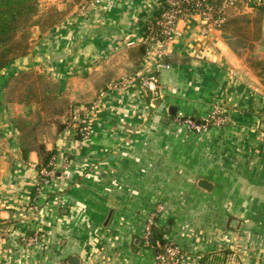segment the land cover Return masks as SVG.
<instances>
[{
	"label": "crops",
	"instance_id": "crops-1",
	"mask_svg": "<svg viewBox=\"0 0 264 264\" xmlns=\"http://www.w3.org/2000/svg\"><path fill=\"white\" fill-rule=\"evenodd\" d=\"M160 5L81 6L0 69V264H69L72 256L76 264H163L153 247L134 246L158 203L164 206L158 225L172 221L165 238L180 246L181 264H199L223 249L238 252L244 264H264V83L230 33L204 35L193 17L178 21L164 65L148 62L143 22ZM257 6L238 0L228 19L254 17ZM117 54L122 64L138 59L142 70L155 72L160 94L120 68V76H99L106 86L80 105L81 113L75 110L77 122L44 141L55 149L56 176L46 183L38 152L24 145L14 119L23 107L6 98L11 78L39 69L63 87ZM81 88L72 94L89 95ZM216 106L228 117L221 127L195 131L175 118L204 119ZM84 114L92 126L86 139L75 129ZM202 178L212 191L198 186Z\"/></svg>",
	"mask_w": 264,
	"mask_h": 264
},
{
	"label": "rangeland",
	"instance_id": "rangeland-1",
	"mask_svg": "<svg viewBox=\"0 0 264 264\" xmlns=\"http://www.w3.org/2000/svg\"><path fill=\"white\" fill-rule=\"evenodd\" d=\"M87 2L88 0H39V8L40 12L45 13L46 15L51 14L52 20L55 21L57 19L58 23H60L68 14L74 11L79 12L80 7ZM93 6L94 5H89L88 8ZM58 10L60 14H58ZM255 16H262V21H260L258 25H256V27H245L246 23L242 20L232 25L230 27V31L228 32L231 35L230 38L234 39V47L237 49V53L240 56L245 57L247 65L248 59L258 58L264 61V12L262 13L259 11ZM49 30L50 27L48 26L44 27L43 29L39 27L33 28L30 41V49L34 46L36 41L39 40V37L46 34ZM242 33L244 34L242 35ZM128 54H131V52H128ZM121 61L125 62L123 60V57H121L119 54L110 56L109 58H101L100 60H98L97 64H94L92 70L84 74L86 78H83L84 80L82 82H74V84H67L63 87H60V85L56 81L50 79L49 76L51 75L46 71H42L39 69H29L26 71L16 72V74L13 75L14 77L10 80L6 98L9 101L21 104V106L23 107L21 109H18L14 113V119L17 124L19 123L20 125H24V122L30 121L34 125V128H27L23 132L21 131L22 141L24 145L30 147L40 141L44 142L45 139H53L58 130V127L66 124V122L70 124H72V122H77L73 120L75 110L78 109V112L81 113V110H83L84 107L82 108V106L80 105L82 103L86 105L87 103L85 102H89L91 104L97 98L96 96L99 94L101 89L106 86L105 82L100 81L99 76H120L118 72L120 68V70H123L125 74L127 73L126 76H140L138 78V81L142 85L143 80H145L148 76L145 70H142V68L144 67H142V65L139 63V60H131L133 65H130L127 62L126 64H122ZM116 73L118 75H116ZM89 76L92 77L88 79ZM258 79L262 83H264V79H261L260 77H258ZM121 81H123V79H120V82ZM77 86L82 87L81 89L85 88L86 90H89V95L82 97L74 96L71 91L76 90ZM142 88L147 90L143 85ZM157 94H160V92ZM28 97L34 99L32 103L25 104L20 102L21 99L24 100ZM219 115L224 117L226 121L223 123H218V117L216 114L215 118L211 117L209 120L207 119L208 128H210L209 126L221 127L226 122H228V117L223 111ZM208 117L209 115L206 118ZM185 118H190L195 122H199L196 121L195 117L192 118L191 116H184L183 120H185ZM206 118H204V120ZM193 130L198 131V129ZM203 131L206 130L203 129ZM53 168L54 166L52 167V169ZM246 194L248 195V193ZM163 211V204L158 203L151 211L150 216L154 215L155 224L162 228L166 227V231L170 233L172 224H169L170 227L169 225H158L160 215ZM158 214H160L159 217ZM150 216L148 217V219L150 218ZM233 220L237 221L235 224H232L236 227L239 219L238 217H234ZM1 233L2 231H0V235ZM148 236L149 234H146L144 232L142 238L148 239ZM168 242L169 244L159 247L163 251L162 255H165L168 258L169 264H181L179 263V261L181 260L183 253L180 249V246L170 240H168ZM158 244L159 243H157V246H159ZM145 246L152 248L148 241L146 242ZM177 248H179L180 251L175 255H171L170 251L177 250ZM229 250H231L232 253L227 255L222 253V255H220L221 260L218 261V264H222L223 258H225L223 264H244L238 252L233 251L232 249ZM158 263H162V261L159 260Z\"/></svg>",
	"mask_w": 264,
	"mask_h": 264
},
{
	"label": "trees",
	"instance_id": "trees-1",
	"mask_svg": "<svg viewBox=\"0 0 264 264\" xmlns=\"http://www.w3.org/2000/svg\"><path fill=\"white\" fill-rule=\"evenodd\" d=\"M257 7L260 12H264V2L258 4ZM58 14H60L59 10ZM242 20L246 23L245 27L249 28L251 23L253 27H256V25L262 21V16L232 17L224 22L222 29L225 32H229L232 25ZM56 23L58 24V20H52L51 14L46 15L45 13L40 12L39 0H0V69L7 68L18 58L29 53L33 28L39 27L43 29L48 26L51 29L56 25ZM144 25L145 22H143V26ZM243 34L244 33H242V35ZM140 46L141 50L146 53V46L144 44H141ZM248 65L258 77L264 79L263 60L258 58L248 59ZM33 100V98L28 97L24 100L21 99L20 102L30 104ZM187 116H191L192 118L194 117L193 115H186V117ZM196 121H199L202 124L205 122L202 118H196ZM69 124L70 123L66 122V124L61 125L58 127L57 132L64 130ZM225 124H227V122ZM73 125L74 124L72 122L69 126L72 127ZM17 126L22 132L27 128H34V125L30 121L24 122V125H20L18 123ZM209 127L211 128L212 126ZM75 129L78 131L79 136L81 134V125L75 126ZM32 149L37 151L39 155L38 170L52 167L51 161L54 159L55 155L54 148L49 149L45 142L40 141L33 145ZM159 215L160 214H158V217ZM167 233L166 227H159L154 221L151 224L148 239L138 238L137 241H134V246H141L142 244H146L148 241L154 249L155 257H157L163 254V251L159 247L169 244L168 240L165 238ZM157 243H159V246H157ZM222 253L227 255L231 254L232 251L229 249H223L214 253H206L200 258L199 264H218V261L221 260L220 255H222ZM224 261L225 258L222 259V264Z\"/></svg>",
	"mask_w": 264,
	"mask_h": 264
},
{
	"label": "built area",
	"instance_id": "built-area-1",
	"mask_svg": "<svg viewBox=\"0 0 264 264\" xmlns=\"http://www.w3.org/2000/svg\"><path fill=\"white\" fill-rule=\"evenodd\" d=\"M102 0H88L82 6L83 10H86L89 5H95L101 3ZM238 0H160L161 5L159 12L156 15H152L148 18L143 26V44L146 46L147 61L149 62L153 58L155 65L158 67L164 65L168 58L170 51L168 50V44L174 39V36L178 32L177 23L181 19L196 18L200 25L201 31L204 35L210 34L212 31L221 30L222 25L228 19L229 9L236 4ZM249 2L256 6L264 2V0H249ZM147 78L143 80L142 85L150 92L157 94L160 92V85L158 75L151 71L146 72ZM140 77V76H138ZM222 110L219 106L213 108L209 117L205 119V122L197 123L190 118H185L182 114L176 116L179 122L183 121L190 130L198 129L207 130V121L212 117L215 118L217 114L218 123L225 122L226 119L219 114ZM208 119V120H207ZM79 125H81V135L84 139L89 138L92 134V126L89 122V116L84 114L80 117ZM53 161H51L53 167ZM52 167L50 169H42L41 174L46 177V183H51L56 176V170ZM154 222V215L148 219L144 232L149 234L151 224ZM148 238V237H147ZM177 250L170 251L171 255H175L179 252ZM156 260H161L163 264H169L168 258L165 255H159ZM180 263V261H179ZM177 264V263H174Z\"/></svg>",
	"mask_w": 264,
	"mask_h": 264
},
{
	"label": "water",
	"instance_id": "water-1",
	"mask_svg": "<svg viewBox=\"0 0 264 264\" xmlns=\"http://www.w3.org/2000/svg\"><path fill=\"white\" fill-rule=\"evenodd\" d=\"M176 113H177V107L170 106L169 115L174 116V115H176ZM197 123H199V122H197ZM198 186L201 187L202 189L206 190V191H212L213 187H214L212 182H210L209 180L204 179V178H202L198 181ZM236 222H237L236 220H233L232 224H235ZM171 223H172V221L170 220L169 224H171ZM76 259H77V256H72L69 260V264H76L78 262V261L76 262Z\"/></svg>",
	"mask_w": 264,
	"mask_h": 264
}]
</instances>
